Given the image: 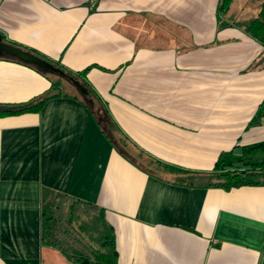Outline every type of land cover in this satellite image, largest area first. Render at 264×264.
Segmentation results:
<instances>
[{
    "label": "crops",
    "instance_id": "1",
    "mask_svg": "<svg viewBox=\"0 0 264 264\" xmlns=\"http://www.w3.org/2000/svg\"><path fill=\"white\" fill-rule=\"evenodd\" d=\"M218 1L0 0V34L86 70L95 106L135 153L206 172L220 152L264 139V118L246 128L264 96V68L252 65L263 47L233 22L261 0H233L225 16ZM50 85L0 58V105ZM90 106L61 95L0 116V264H74L41 244L43 188L105 210L118 264L263 263L264 185L189 188L148 172L116 150Z\"/></svg>",
    "mask_w": 264,
    "mask_h": 264
},
{
    "label": "trees",
    "instance_id": "2",
    "mask_svg": "<svg viewBox=\"0 0 264 264\" xmlns=\"http://www.w3.org/2000/svg\"><path fill=\"white\" fill-rule=\"evenodd\" d=\"M232 2L233 0H219L217 13L225 16ZM233 22L262 45V52L252 65L264 68V0L260 1L258 11L254 16ZM228 23L224 22V24ZM1 36L4 42L13 44L7 41L2 34ZM18 47L28 50L21 46ZM28 51L33 52L32 50ZM0 58L21 62L4 53H0ZM45 59L65 72L64 78L67 79L68 84H63L62 76L56 73L25 63L43 72L50 78L51 85L44 93L26 102L0 105V116L36 112L49 98L73 95V97L81 98L86 104L91 105L92 111H97L101 128L116 150L148 172L157 175L158 172L170 173L174 177V183L189 188L220 187L228 190L240 186L264 185V139L245 144L237 143L230 149L220 152L213 168L206 172L189 171L152 159L147 161L140 152H134L133 146L120 132L108 110L103 105L98 108L95 106L100 104V101L84 78L86 70L75 72L57 62ZM70 77L80 81L87 88V94L81 93ZM64 86L72 88L73 91L65 89ZM263 118L264 96L246 128L259 125ZM40 240L42 245L59 250L74 264H118L114 230L106 219L105 210L97 205L83 202L48 188L41 190ZM262 264H264V259Z\"/></svg>",
    "mask_w": 264,
    "mask_h": 264
},
{
    "label": "water",
    "instance_id": "3",
    "mask_svg": "<svg viewBox=\"0 0 264 264\" xmlns=\"http://www.w3.org/2000/svg\"><path fill=\"white\" fill-rule=\"evenodd\" d=\"M0 53L7 54L10 57L16 58L17 60L24 62V63L36 65L51 73H56L62 77L65 76V72L60 67L56 66L54 63L46 60L45 58H42L41 56L31 51H28L18 46H15L13 44L4 42L1 34H0ZM70 80L73 82L75 86H77L78 90L81 93L87 94L88 92L87 88L83 84H81L80 81L72 77H70Z\"/></svg>",
    "mask_w": 264,
    "mask_h": 264
},
{
    "label": "rangeland",
    "instance_id": "4",
    "mask_svg": "<svg viewBox=\"0 0 264 264\" xmlns=\"http://www.w3.org/2000/svg\"><path fill=\"white\" fill-rule=\"evenodd\" d=\"M243 1H244V0H237L238 4H241V3L243 4ZM246 9H249V8L246 7ZM252 15H254V13H253ZM61 78H62V80H63V81H62L63 84H68V82L66 81L67 79L65 80L64 77H61ZM64 88L67 89V90H71V91H73V89L70 88V87L64 86ZM71 91H70V92H71Z\"/></svg>",
    "mask_w": 264,
    "mask_h": 264
}]
</instances>
